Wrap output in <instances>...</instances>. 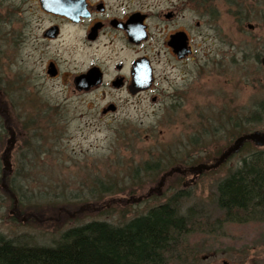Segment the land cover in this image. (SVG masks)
<instances>
[{
  "label": "rangeland",
  "instance_id": "1",
  "mask_svg": "<svg viewBox=\"0 0 264 264\" xmlns=\"http://www.w3.org/2000/svg\"><path fill=\"white\" fill-rule=\"evenodd\" d=\"M13 1L0 0V236L47 245L71 226L119 224L176 195L183 212L202 214V228L188 239L194 250L183 264H264L263 223L215 226L216 184L246 152L196 178L182 172L219 157L235 138L234 123L264 103V0H243L248 20H236L223 0H143L161 7L190 1L193 9L194 70L184 83L176 80L178 104L171 107L151 103L150 96L100 101L57 95L50 86L41 94H20L10 60ZM33 83L42 84L37 77ZM109 99L120 109L103 117L100 108ZM89 103L95 108L87 112ZM258 114L260 122L251 127L262 132L264 112ZM11 134L17 144L8 173L1 155ZM252 148L258 149L251 144L246 151ZM152 165L157 169H148Z\"/></svg>",
  "mask_w": 264,
  "mask_h": 264
},
{
  "label": "flooded vegetation",
  "instance_id": "2",
  "mask_svg": "<svg viewBox=\"0 0 264 264\" xmlns=\"http://www.w3.org/2000/svg\"><path fill=\"white\" fill-rule=\"evenodd\" d=\"M188 2L161 7L143 0H14L12 85L23 95L41 94L50 86L57 95L100 101L116 95L127 101L150 96L151 103L175 106L180 92L176 80L184 83L194 70L193 9ZM34 77L42 84H31ZM85 108L90 112L95 104ZM100 109L103 117L113 116L120 106L109 99ZM173 171L175 167L162 175Z\"/></svg>",
  "mask_w": 264,
  "mask_h": 264
},
{
  "label": "trees",
  "instance_id": "3",
  "mask_svg": "<svg viewBox=\"0 0 264 264\" xmlns=\"http://www.w3.org/2000/svg\"><path fill=\"white\" fill-rule=\"evenodd\" d=\"M223 1L233 8L236 20L249 19L243 0ZM260 111L264 112V103L241 123H234L235 138L252 132V124L260 122ZM250 146L243 145L239 153L246 155L240 166L216 184L217 227L264 224V148L246 151ZM149 168L155 170L157 165ZM201 217L192 208L183 212L175 195L119 224L91 220L71 226L47 245L28 246L0 236V264H183L194 250L188 239L202 228L197 222Z\"/></svg>",
  "mask_w": 264,
  "mask_h": 264
},
{
  "label": "water",
  "instance_id": "4",
  "mask_svg": "<svg viewBox=\"0 0 264 264\" xmlns=\"http://www.w3.org/2000/svg\"><path fill=\"white\" fill-rule=\"evenodd\" d=\"M248 28H251V26H248ZM261 64L264 67V57L261 59ZM14 142H15V138L13 135H11L9 139H7L6 141V144L9 145V147L5 149V152H4L5 154L11 150V148L14 145ZM247 142L251 143L256 148L264 147V131L262 132L252 131L249 133H244V134L239 135L238 137L234 139V141L226 149H224V151L219 155V157L213 159L211 163L200 164V165L188 168L187 172L192 174V176L196 178V176L200 175L204 171L207 172L210 170H215L218 166L223 164L232 155L237 154L241 150L243 145ZM2 163H3V169L6 172L10 173L11 172L10 162L6 158H3ZM161 185H162V182L160 181L158 188H160ZM220 264H229V263L222 262Z\"/></svg>",
  "mask_w": 264,
  "mask_h": 264
}]
</instances>
